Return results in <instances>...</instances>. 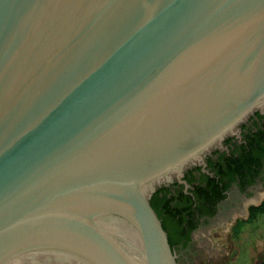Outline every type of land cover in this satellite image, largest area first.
<instances>
[{"label": "water", "instance_id": "1", "mask_svg": "<svg viewBox=\"0 0 264 264\" xmlns=\"http://www.w3.org/2000/svg\"><path fill=\"white\" fill-rule=\"evenodd\" d=\"M264 108V0H0V264H177L156 188Z\"/></svg>", "mask_w": 264, "mask_h": 264}, {"label": "flooded vegetation", "instance_id": "2", "mask_svg": "<svg viewBox=\"0 0 264 264\" xmlns=\"http://www.w3.org/2000/svg\"><path fill=\"white\" fill-rule=\"evenodd\" d=\"M177 264L217 258L234 226L264 201V108L256 109L221 145L152 195Z\"/></svg>", "mask_w": 264, "mask_h": 264}, {"label": "rangeland", "instance_id": "3", "mask_svg": "<svg viewBox=\"0 0 264 264\" xmlns=\"http://www.w3.org/2000/svg\"><path fill=\"white\" fill-rule=\"evenodd\" d=\"M232 231L220 255L204 256L199 264H264V213L238 222Z\"/></svg>", "mask_w": 264, "mask_h": 264}, {"label": "trees", "instance_id": "4", "mask_svg": "<svg viewBox=\"0 0 264 264\" xmlns=\"http://www.w3.org/2000/svg\"><path fill=\"white\" fill-rule=\"evenodd\" d=\"M151 204L154 207V209L156 210L157 214L159 215L160 211L157 210L156 206L154 205L152 198H151ZM262 213H264V201L262 202V204L260 206L252 208L251 218L257 217L258 215H260ZM159 217H160V215H159ZM162 224H163V222H162ZM163 227L165 228L164 224H163ZM169 242H170V240H169Z\"/></svg>", "mask_w": 264, "mask_h": 264}]
</instances>
